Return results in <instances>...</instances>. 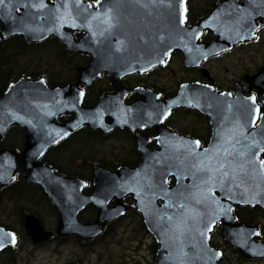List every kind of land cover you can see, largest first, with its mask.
Segmentation results:
<instances>
[{
	"label": "flooded vegetation",
	"instance_id": "obj_1",
	"mask_svg": "<svg viewBox=\"0 0 264 264\" xmlns=\"http://www.w3.org/2000/svg\"><path fill=\"white\" fill-rule=\"evenodd\" d=\"M43 7L63 14L66 21L62 28L71 39L81 43V49H69L62 38L54 35L42 41L27 39L23 31L29 30V23L42 20L40 15L32 18L30 13L42 14ZM165 7L163 0L0 2V32H6V36L0 39V62H4L2 72L12 74L4 83L0 81V97L9 83L21 77L43 76L51 87L71 85L66 94L69 100H78L82 91L84 107L107 109L101 121L103 127L82 126L52 146L42 159L58 174L78 181V188L85 182L84 194L93 192L94 178L104 169L109 178L113 175L118 178L119 175L111 172L120 166L136 168L144 157L149 159L150 168L157 170L180 153L185 159L192 158V165L206 175H222L227 179L242 169L256 168L259 158L264 161V0H186V25L191 27L200 21L204 25L189 39L180 40L175 33L167 40L158 38L159 14ZM22 13L24 20L20 22ZM100 19L110 23L98 27ZM106 28L113 31L110 38L103 39ZM175 44H187L188 56L182 49H172ZM35 46L38 47L36 53H43L47 71L15 73L13 64L18 54H30L32 49L35 63ZM3 53L5 58L9 53L10 59H5ZM55 62L66 71L53 70ZM94 62L109 64H104L99 75L93 77L91 63ZM80 68L89 75L88 81L80 79ZM186 84H190L188 90L191 93L184 99H176L182 85ZM61 104L64 108L69 106ZM128 115L131 119L127 121ZM72 117V113H66L57 120L63 123ZM18 128L22 133L16 131ZM6 139L14 146L5 145ZM20 140L22 147L18 148ZM24 141V129L15 125L5 134L2 147L22 150ZM98 144L110 145L115 155L116 150H120L124 159H98L95 148ZM121 175L129 181L136 179L134 172ZM22 180L25 181L24 175L18 173L13 183L2 188L0 193ZM175 183V177L171 176L169 185ZM134 194L136 196L129 193L120 200L117 197L109 200V207L121 202L124 212L107 223L96 238L82 241L76 235H54L42 244L54 247L74 239L96 247L100 255L102 250L97 247H104L108 238L126 228L124 239L114 246L109 259L100 258L97 263L89 264H156L162 259V253H159L161 243L149 231L144 214L138 210L136 199L140 201L144 197L142 187ZM44 195L45 203H36L42 213V218L38 217L46 224L47 230L55 231L60 214L50 197L45 192ZM163 202L159 199L158 205L162 206ZM234 212L238 222L257 225L259 232L253 240L264 242V210L256 205L239 204L234 207ZM97 215L94 204L86 205L79 212V218L84 222L94 221ZM17 236L20 246V234ZM22 238L23 243H33L26 230ZM210 243L221 252V264H264V258H245L239 247L226 241L220 223L211 231ZM12 250L18 264L15 256L18 249ZM165 252L167 255L172 250ZM3 255L4 250L0 252L1 261L6 260ZM66 264L87 263L72 259Z\"/></svg>",
	"mask_w": 264,
	"mask_h": 264
},
{
	"label": "water",
	"instance_id": "obj_2",
	"mask_svg": "<svg viewBox=\"0 0 264 264\" xmlns=\"http://www.w3.org/2000/svg\"><path fill=\"white\" fill-rule=\"evenodd\" d=\"M185 1L163 0V7H166L159 14L161 27L157 31L158 38L167 40L171 38L172 33H175L178 40L189 39L192 33L204 25L203 21L191 27L186 25ZM23 15L24 13L19 17L20 22L24 20ZM30 15L32 18L40 15L42 20L29 23V30L23 31L29 41H42L54 35L62 38L69 49H74L73 51L81 49V43L71 39L68 32L62 28V24L66 21L62 13L48 11L43 7L42 14L31 11ZM108 23L110 21L100 19L98 27H102L100 24ZM115 28L117 34V25ZM123 28H127L126 23ZM105 30L107 34L103 39L110 38L113 29ZM5 36L6 32H0V39ZM186 47L187 44H175L172 49L184 50L187 57ZM91 64L95 77L102 71L103 65L109 63ZM79 77L88 81L89 75L80 68ZM188 85L190 86V84L182 85L176 99H184L191 93ZM71 87V85L51 87L43 76L32 79L21 77L9 83L3 96L0 97V190L13 183L18 173L22 174L27 183L37 184L43 188L60 214L56 231L47 230L35 214H26L25 230L34 244L47 241L54 235H76L82 241L99 236L107 223L124 212L121 202L118 201L116 205L109 207V200L113 197L120 200L129 193L136 196L134 193L141 186L144 197L140 201L135 197L138 210L144 214L149 231L161 243L159 253H162V259H158L156 264H221L219 262L221 252L215 250L210 243V233L217 223H220L224 239L239 247L245 258H264V242L253 240L258 235L259 227L238 222L234 212V207L239 204L256 205L264 210V161L260 158L256 168L250 169L251 171L242 169L227 179L222 175L210 173L206 175V172L192 165V158L185 159L180 153L171 157L172 160L168 159L157 170L151 169L149 159L144 157L136 168L120 166L117 171H109L111 174L119 175L118 178L114 175V179L109 178L104 169L103 173L94 178L91 194L83 193L85 182L78 188V181L58 174L43 162L44 155L52 146L60 143L82 126L103 127L101 121L107 109L95 106L84 107L82 91L78 100H69L66 94ZM61 103L69 106L64 108ZM66 113H72L73 117L63 123L58 122V117ZM129 119L131 115L126 117L127 121ZM15 125L25 132L22 150L2 147L5 134ZM128 171L134 172L135 180L129 181L122 177L121 174ZM171 176L176 179L174 186L169 185ZM159 199H163L168 204L163 202L162 206L158 205ZM89 204L97 207L98 215L94 221L84 222L79 218V212ZM18 247L16 231L0 222V252L7 248L17 250ZM166 250H172V253L166 255Z\"/></svg>",
	"mask_w": 264,
	"mask_h": 264
},
{
	"label": "rangeland",
	"instance_id": "obj_3",
	"mask_svg": "<svg viewBox=\"0 0 264 264\" xmlns=\"http://www.w3.org/2000/svg\"><path fill=\"white\" fill-rule=\"evenodd\" d=\"M32 49L30 54L25 53V54H18L16 56V59L14 58V71L17 73L18 71H24V72H32V71H47L48 64L47 62L43 61V53H36L38 51V47H34V59L35 63L33 64L32 61ZM5 53H3V56ZM10 54L7 53L6 58L10 59ZM5 58V56H4ZM5 58V59H6ZM5 61V60H4ZM53 61V60H52ZM2 62V61H1ZM0 62V64H1ZM2 67L0 69V81L4 83L5 80H7L12 74H7L2 72L4 62H2ZM70 68V67H69ZM53 70H62L66 71L64 67L60 65V63L55 62L53 63ZM14 74V72H13ZM96 150H98L97 158H105V159H110V160H118V159H124L120 150H116V155L112 153L110 149V145L108 144H98L95 145ZM26 192V189L24 188V193ZM31 197V198H29ZM26 200L23 202H20L22 207L24 208H29L33 207L36 209L40 210V207L35 203L37 200L36 195L34 196H29ZM5 200V199H4ZM13 205L10 202L6 201L2 204H0V222H4L6 224H17L19 222L21 217H20V212L15 211L16 215H8L6 213L7 207L6 205ZM17 204L14 205L15 208ZM27 213H31L28 209L24 210V214L26 216ZM34 214V213H33ZM24 216V218H25ZM14 220V221H13ZM44 226H46L45 223H43ZM125 232L126 228H121L119 229L118 233L116 236L110 237L106 241V245L104 247H97L100 248L102 251L100 252V255H98L96 247H89L86 244H82L74 239H69L66 243L64 244H57L54 245H49L47 247H44V244L40 243L35 245L31 242L28 243H23L22 246H19L18 250L16 251V259L18 264H44V263H49V264H66V261L72 260V259H78V261H82L84 263H97V259H109L110 255L114 251V246L121 240L124 239L125 237ZM104 251V252H103Z\"/></svg>",
	"mask_w": 264,
	"mask_h": 264
},
{
	"label": "trees",
	"instance_id": "obj_4",
	"mask_svg": "<svg viewBox=\"0 0 264 264\" xmlns=\"http://www.w3.org/2000/svg\"><path fill=\"white\" fill-rule=\"evenodd\" d=\"M16 131H18L19 133H22L21 130L18 128L16 129ZM5 145L7 146H14L11 142H7V139L5 140ZM22 147V141H19V147ZM24 188L26 189V192L24 193ZM30 196H34L36 195V202L38 204H44L46 201L45 195L43 190L37 186V185H32V184H28L22 180V182L18 181L16 182L14 185H12L9 189H7L6 191H2L0 193V204L8 201L13 205H6L7 207V211L6 213L10 216L12 215H16L15 213L19 210H21L20 212V217L21 219L17 222V224H6L4 222H1L3 225H6L7 227H10L12 229H14L18 234H20V246L23 245V233L25 232L24 230V210L28 209L31 213L36 214L37 216H39L40 218H42V213L39 209L33 208V207H29V208H24L22 207V205L20 204V202H23L24 200H26L28 197ZM31 198V197H29ZM5 199V200H4ZM17 204V208L14 207V205ZM16 211V212H15ZM14 221V220H13ZM2 258H6L5 261H1L0 260V264H17L16 260L14 258V251L10 248L4 250V255L2 256Z\"/></svg>",
	"mask_w": 264,
	"mask_h": 264
},
{
	"label": "snow or ice",
	"instance_id": "obj_5",
	"mask_svg": "<svg viewBox=\"0 0 264 264\" xmlns=\"http://www.w3.org/2000/svg\"><path fill=\"white\" fill-rule=\"evenodd\" d=\"M0 2H2V0H0Z\"/></svg>",
	"mask_w": 264,
	"mask_h": 264
}]
</instances>
